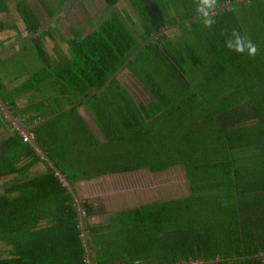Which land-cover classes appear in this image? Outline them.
Segmentation results:
<instances>
[{"label": "trees", "instance_id": "trees-1", "mask_svg": "<svg viewBox=\"0 0 264 264\" xmlns=\"http://www.w3.org/2000/svg\"><path fill=\"white\" fill-rule=\"evenodd\" d=\"M129 1L142 23L136 37L111 10L69 38L59 67L63 85L79 94L67 111L101 94L88 109L103 140L77 111L57 120L64 111L32 130L49 160L17 132L3 143L20 153L0 156V177H20L0 192V264H264V0H217L210 28L197 0ZM15 6L29 34L50 31L27 0ZM233 30L257 45L255 57L226 47ZM125 69L150 93L147 102L117 77L80 100ZM39 161L43 169L25 176ZM174 166L184 170L187 195L112 212L76 196L80 181ZM101 213L105 222L90 221Z\"/></svg>", "mask_w": 264, "mask_h": 264}, {"label": "rangeland", "instance_id": "rangeland-1", "mask_svg": "<svg viewBox=\"0 0 264 264\" xmlns=\"http://www.w3.org/2000/svg\"><path fill=\"white\" fill-rule=\"evenodd\" d=\"M27 1L39 17L40 21L43 23L47 22L50 25L49 30L51 34L53 30L55 31L56 37H53V40L50 38L49 44L53 47L54 44L57 43V38L63 41V55H65V57H67L69 38L72 35H76L78 32L79 34L90 32L111 10L120 14L121 19L131 35L136 37L137 32L142 28L141 20L129 0H119L116 7L113 8L105 5L102 0H69L67 2L65 0ZM15 2L16 0H2L0 2V9L5 10V12L7 9V11H9L10 7V16L5 17L3 21L9 26L11 25V27L15 26L17 23L13 16L15 15L17 18V11L15 6H13ZM45 5L48 9H45ZM217 6L218 1L216 7ZM62 7L63 9L61 10ZM164 11L167 14H174V16L182 15L181 11L174 9ZM49 12L54 14L51 18ZM18 23V26H22L21 20H18ZM174 30H176V27H172V30L167 31L168 36L173 37ZM41 38L44 42L45 37L41 36ZM33 52L34 55L29 61L31 65L36 67L40 64V59L36 54L37 51L34 50ZM129 72L128 69L120 72L117 80L128 89L134 100L147 102L151 98L150 93L134 76L132 77ZM67 90L68 89H63V99L58 102H56V99L51 100L53 101L54 111L72 105V99H69ZM107 90L109 89H106V91ZM104 95H106V93ZM100 98L101 94L97 95L95 98H91L88 101L89 104H81L80 107H86L87 112L92 114L88 109V106L98 105ZM75 99H77V96ZM80 107L76 108L74 111L64 112L56 119L64 122V120H67L69 117H74L76 111L78 112ZM88 116V120L92 123V119ZM93 125L95 132L99 135V138L103 140V135L97 128L96 124L93 123ZM77 185L76 191L78 198H86L95 206H106L107 210L110 211L134 207L143 202L180 197L189 194L188 182L186 181L182 166H174L166 171L158 173H151L147 169H141L139 171H132L107 177V179H102L98 182L93 183L90 181ZM104 220L105 218L103 215H95L90 218L92 223H103L105 222Z\"/></svg>", "mask_w": 264, "mask_h": 264}, {"label": "crops", "instance_id": "crops-1", "mask_svg": "<svg viewBox=\"0 0 264 264\" xmlns=\"http://www.w3.org/2000/svg\"><path fill=\"white\" fill-rule=\"evenodd\" d=\"M13 6H15V4H13ZM7 10L6 12L0 11V96L2 101L9 108L11 114L15 116V120L8 117L5 110L0 106V156L5 157L6 159L12 157L14 154L17 156L20 153V147L18 146L13 147L10 150L3 146L4 141L14 133L17 132L18 136H21L19 133L22 130H20L17 122L23 127H29L34 123L63 110L55 109L56 111H54L53 101H51L52 99H56V102H58L63 99V89H68L67 94H69V99H72L71 104H76L79 96L76 87L70 89L63 85V73L61 72V68H59L60 66H63V62L66 63V57L63 55V41L57 38L56 41L58 44L54 42L56 44L53 43V47L49 44L50 38L53 40V37H56L55 31L53 30L52 34L50 31L45 32L40 36L38 34L40 31L34 33L36 35L29 34L25 29L17 8V18L12 13L17 23L15 26L11 27V25L9 26L3 21L5 17L10 16V7L9 11ZM17 19L19 21L21 20L22 26H18L19 23ZM37 34V42L31 41L30 39L36 37ZM41 36L45 37L44 42ZM34 50L37 51L36 54L40 59V64L36 67L31 65L29 61L34 55ZM130 75L133 77L131 73ZM76 96L77 99H75ZM78 107H80V105H78L77 108ZM81 107L78 110V114L80 117L82 116L81 118L87 123L96 139L102 141L94 130L93 123H96L93 117L87 112L86 107ZM87 116L92 119V123L88 120ZM33 129L29 132L32 134V138L35 139L32 132ZM29 143H31V141ZM34 148L36 149L35 146ZM36 151L39 153L37 149ZM27 160L28 157L22 156L17 164L21 165ZM43 167L41 161L36 162L28 168L25 176H34L38 174ZM115 175L117 174L103 175L90 180L80 181L77 184L80 185L84 182L90 181L94 183ZM11 177L19 178L20 176L11 175L10 177H0V192L3 191L2 186L4 183ZM104 209L106 212L113 211L107 210L106 206H104ZM97 215H103L104 218L106 216L105 213Z\"/></svg>", "mask_w": 264, "mask_h": 264}, {"label": "clouds", "instance_id": "clouds-1", "mask_svg": "<svg viewBox=\"0 0 264 264\" xmlns=\"http://www.w3.org/2000/svg\"><path fill=\"white\" fill-rule=\"evenodd\" d=\"M217 0H197V13L203 18V25L210 28L215 20L213 12L215 11ZM226 47L237 52L244 53L255 57L258 54L257 45L245 36H242L238 31L233 30L229 38L226 40Z\"/></svg>", "mask_w": 264, "mask_h": 264}, {"label": "water", "instance_id": "water-1", "mask_svg": "<svg viewBox=\"0 0 264 264\" xmlns=\"http://www.w3.org/2000/svg\"><path fill=\"white\" fill-rule=\"evenodd\" d=\"M43 28L39 29V31H41ZM159 32L153 34L148 40H146L145 42H143V44H141L138 49L134 52L133 55L130 56L129 59H131L135 54L136 52L143 46L145 45L148 41H150L152 39V37H154L155 35H157ZM36 35V34H34ZM33 36V35H32ZM126 64H124L125 66ZM120 73V71L116 72L113 76H111V78L109 80H107V82L99 89L97 90H94L93 92H91L89 95H87L85 98L82 99V101H85L86 99L90 98L92 95L96 94V93H99L100 91H102L107 85L108 83L111 81L112 78L114 77H118V74ZM0 105L2 106V108L5 110V113L7 114L8 117H10L12 120H15V116H13V114H11L9 108L7 107V105H5V103L2 101V98L0 96ZM74 106V104L64 108L63 110L53 114V115H50L36 123H34L32 126H29V127H23L19 122H17L20 130H22L23 132H29L31 129L35 128L37 125H39L40 123H43L44 121H47L48 119L52 118V117H55L59 114H61L62 112L64 111H67L69 109H71L72 107ZM31 143L36 147V149L39 151V153L41 154L42 157H44L45 159L49 160L47 154L45 153V151L37 144V142L35 141V139H31ZM63 180L65 181V183L68 185V187L72 190V185L67 181V179L65 177H63ZM77 196V195H76ZM78 198V196H77ZM78 201H80V199L78 198ZM79 215H80V222H81V225H82V228L84 230V211L82 209V206L81 204L79 205ZM84 236H85V233H84ZM86 245H87V242H86ZM88 248V247H87ZM88 250V256L90 255L89 254V249ZM230 261H233V260H230ZM90 264H92L91 261H89ZM195 264V263H194Z\"/></svg>", "mask_w": 264, "mask_h": 264}, {"label": "built area", "instance_id": "built-area-1", "mask_svg": "<svg viewBox=\"0 0 264 264\" xmlns=\"http://www.w3.org/2000/svg\"><path fill=\"white\" fill-rule=\"evenodd\" d=\"M20 134H21V138H22L23 142H30L31 141L32 134L30 132L26 133V132L20 131ZM260 255L262 256V258H264V252L260 253Z\"/></svg>", "mask_w": 264, "mask_h": 264}]
</instances>
